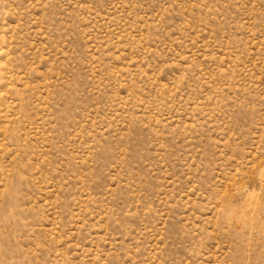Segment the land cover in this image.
I'll return each instance as SVG.
<instances>
[{"label": "rangeland", "instance_id": "374dc122", "mask_svg": "<svg viewBox=\"0 0 264 264\" xmlns=\"http://www.w3.org/2000/svg\"><path fill=\"white\" fill-rule=\"evenodd\" d=\"M0 264H264V0H0Z\"/></svg>", "mask_w": 264, "mask_h": 264}]
</instances>
